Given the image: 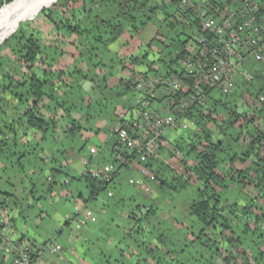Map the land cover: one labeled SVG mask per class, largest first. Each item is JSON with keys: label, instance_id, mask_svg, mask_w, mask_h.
Wrapping results in <instances>:
<instances>
[{"label": "trees", "instance_id": "obj_1", "mask_svg": "<svg viewBox=\"0 0 264 264\" xmlns=\"http://www.w3.org/2000/svg\"><path fill=\"white\" fill-rule=\"evenodd\" d=\"M15 1L0 0V10ZM179 1L54 0L25 21L40 17V29L20 22L0 45V210L18 208L35 230L40 216L57 213L47 209L53 205L93 210L95 235H86L82 257L91 264H264V70L257 64H251L252 82L238 81L231 95L209 92L206 107L193 105L184 117L193 130L175 133L165 160L151 164L163 201L193 190L174 217L161 216L159 196L147 200L124 189L128 166L117 168L111 183L94 177L108 163H100L88 142L105 133L112 151L119 113L135 105L128 93L136 69L144 67L146 77L177 73L189 36L180 38L199 27L182 19ZM152 23L156 36L144 44L139 37ZM49 26L57 36L44 32ZM121 73L129 76L112 86ZM169 97L160 94L158 101ZM171 151L184 157L177 169L169 164ZM82 158L87 167L78 172L72 165Z\"/></svg>", "mask_w": 264, "mask_h": 264}, {"label": "built area", "instance_id": "obj_2", "mask_svg": "<svg viewBox=\"0 0 264 264\" xmlns=\"http://www.w3.org/2000/svg\"><path fill=\"white\" fill-rule=\"evenodd\" d=\"M177 11L187 23L199 25L180 52L177 73L152 78L134 73L132 85L140 96L131 110L119 113L112 147L116 167L107 164L94 172L95 178L111 183L117 168L135 164L133 186L145 195L152 193L156 183L151 164L163 160L168 137L190 130L184 117L192 106L206 107L209 92L231 95L238 81H253L251 64L264 66V0H180ZM164 93L169 99L158 101ZM74 211L78 228L89 227L95 219V212L86 206L75 205ZM0 223L3 254L12 256L13 264H33L29 245L14 242L8 211L0 210ZM60 251V246L51 248L52 254Z\"/></svg>", "mask_w": 264, "mask_h": 264}, {"label": "crops", "instance_id": "obj_3", "mask_svg": "<svg viewBox=\"0 0 264 264\" xmlns=\"http://www.w3.org/2000/svg\"><path fill=\"white\" fill-rule=\"evenodd\" d=\"M112 51L113 53L122 55L121 48L117 49V47H114ZM122 74H118L116 78L110 80L112 86H115L120 81ZM95 139H100V145L107 141V137L102 134H99L95 137ZM83 163H87V160L84 158L73 164L72 168L77 170V167L83 166ZM127 170L133 172L135 174V178L137 177V168L135 164L134 166L128 167ZM64 194L66 193L62 191L58 195L54 196V198L50 201V205H52V202H57L58 200L56 198H59ZM9 211V214L14 220L13 238L15 241L20 243V245L29 244L32 246V251L37 254L35 264H91L89 260H84L82 257L84 250L88 246L86 235L89 237L95 235L94 230L90 227L78 228L76 218L74 219V222L70 223L73 228L69 231V233L64 232V228L61 227V225H65L67 223L68 217L75 214L74 207H72V211L69 214L66 213L64 216L58 212L53 215V218L52 216L50 218L43 214V216H40V218L35 222L36 230L33 226L28 225L22 217H20L21 214L18 208ZM49 212L52 214V210H49ZM52 223L56 228H58L55 232H52ZM23 237L26 239L23 242H20ZM56 245L61 247V251L60 253L52 254L51 248ZM0 264H11V258L1 256L0 253Z\"/></svg>", "mask_w": 264, "mask_h": 264}, {"label": "rangeland", "instance_id": "obj_4", "mask_svg": "<svg viewBox=\"0 0 264 264\" xmlns=\"http://www.w3.org/2000/svg\"><path fill=\"white\" fill-rule=\"evenodd\" d=\"M50 7V6H49ZM168 10L169 11H173L174 9H173V7H170V8H168ZM162 18H163V14H161V15H158L157 17H156V20H162ZM40 17L39 18H37V20L36 21H33V22H25V21H23V23H29V24H33L35 27H38L39 29L41 28V26H40V24L41 23H44V20L43 19H41L40 21ZM39 21V22H38ZM155 23H156V21H154ZM155 23H152L150 26H148L144 31H143V33L140 35V37H139V39L140 40H142L143 42H144V44H146V43H148L152 38H154L155 36H156V31H157V28H156V25H155ZM51 30V31H50ZM44 32H47V33H49V36H50V38H52V36H57L56 34H55V31H54V29L52 28L51 29V26H49V28L47 27V30H45L44 29ZM191 32H192V30H187L186 31V34L185 35H183V36H181V40L182 41H185L186 39H187V35L189 36L190 34H191ZM143 44V47L141 48V51H138V54H140V55H143L144 54V51L145 50H147L146 49V47H145V45ZM2 45V44H1ZM121 57H123V55H120ZM153 56H149L148 57V61H152L153 59ZM146 64H148V63H146ZM145 64V65H146ZM258 66V70H264V66H262V65H257ZM143 70H144V67H140V68H138V69H136V71L137 72H143ZM122 74V73H121ZM121 76V75H120ZM129 75H125V74H122V76L120 77L122 80H124V79H126L127 77H128ZM150 78H152L153 77V75H151L150 74V76H149ZM128 96H129V100H131V101H133L134 103L136 102V99H138L139 98V93L135 90V88L134 87H132V90H130L129 91V93H128ZM229 101H231V99L229 98ZM167 102V101H166ZM166 102H165V104H166ZM164 104V105H165ZM163 105V104H162ZM133 108V107H132ZM246 109H245V107H240V112H244ZM101 125V124H100ZM102 126V125H101ZM188 126H189V128H190V131L191 130H193V127L190 125V124H188ZM211 128L213 129V131L214 132H219V130L218 129H216L214 126H211ZM182 133H186V132H181V131H179L178 132V135H180V134H182ZM216 133V135H218ZM177 134V133H176ZM175 133H173V134H171L169 137H168V140H171V137H172V139L173 138H175L176 135ZM102 135H104L105 137H107L106 136V134L104 133V134H102ZM83 136L85 137V138H91V134H89L88 132H86V133H83ZM99 140L100 139H92L91 141H89L88 142V145H87V148L88 149H90V151L95 155H98V160L100 161V163L101 164H105V162L106 163H108V164H112L113 163V159H112V156H111V150L109 151V148H107L106 147V145H105V143H103V144H101L100 145V143H99ZM110 140L107 138V141L106 142H109ZM97 147H99V148H97ZM172 148H170V150H171ZM178 153H177V151L175 152V151H171V162L169 163V164H172L173 165V167L175 168V169H177L178 167H179V163L181 162V161H183L184 160V157L182 156V154L180 155V153H179V155H177ZM165 155H164V153H163V158H164V160H165ZM92 164H94V163H92ZM92 164H90L89 163V166L91 165L92 166ZM98 164V163H97ZM176 164V165H175ZM83 166H81V167H77V170H78V172H82L86 167H87V164H85V163H83L82 164ZM96 164H94V166H95ZM134 166V165H133ZM121 179L125 182V185H123L124 186V189L128 192H134V193H136V194H140L141 195V197H143V198H145V199H149V200H151V199H154V198H156L157 196H159L160 197V199H158V200H155L154 201V203H155V205L156 206H161L162 208H163V210H162V212H161V216L162 217H164V218H166V219H168L169 217H174L173 215V213H175L173 210H175L176 208H178L179 209V211H182L184 208H185V206H186V201H185V197H187L188 195H190L192 192H193V190H192V188H190L189 189V191L188 190H185V191H187V192H182V194H180V195H177V196H175V197H172L171 196V199H167L166 201H163V196H164V194L163 193H157L158 191H157V189H156V187H153V190H152V193L151 194H148V195H144L141 191H139V190H136V188H134L132 185H133V180L135 179V176L133 175V173H131L130 171H128V170H126V169H124V171L122 172V176H121ZM130 179V180H129ZM132 184V185H130V184ZM194 186V185H193ZM138 192H140V193H138ZM254 190H248V192H246L247 194H254ZM164 203H165V205L166 206H168V208L170 209H168V208H166L165 207V205H164ZM170 203H173V209L170 207ZM45 204V203H44ZM53 205V204H52ZM48 210H52V213H54V212H58L59 214H61V215H65L66 213L67 214H69L71 211H72V206L70 205V204H62V205H56V206H52V207H48L47 208ZM69 209V210H68ZM187 221V223L189 224V226H191L190 225V220H186ZM50 225H51V223H50ZM61 227H63L64 228V232H66V233H69V231L73 228V226H72V224H70V225H68V226H65V225H61ZM196 230H197V232L199 231V227H197V228H195ZM52 232H55L56 230H58V228H56L54 225H53V223H52Z\"/></svg>", "mask_w": 264, "mask_h": 264}, {"label": "bare ground", "instance_id": "obj_5", "mask_svg": "<svg viewBox=\"0 0 264 264\" xmlns=\"http://www.w3.org/2000/svg\"><path fill=\"white\" fill-rule=\"evenodd\" d=\"M54 0H16L0 10V45L18 28L20 22L33 20ZM46 9V8H45Z\"/></svg>", "mask_w": 264, "mask_h": 264}, {"label": "water", "instance_id": "obj_6", "mask_svg": "<svg viewBox=\"0 0 264 264\" xmlns=\"http://www.w3.org/2000/svg\"><path fill=\"white\" fill-rule=\"evenodd\" d=\"M11 36H12V35H11ZM3 43H4V42H3ZM3 43H2V44H3Z\"/></svg>", "mask_w": 264, "mask_h": 264}]
</instances>
